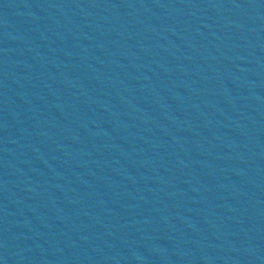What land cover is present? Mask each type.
<instances>
[{
  "label": "water",
  "instance_id": "1",
  "mask_svg": "<svg viewBox=\"0 0 264 264\" xmlns=\"http://www.w3.org/2000/svg\"><path fill=\"white\" fill-rule=\"evenodd\" d=\"M214 264H264V129Z\"/></svg>",
  "mask_w": 264,
  "mask_h": 264
}]
</instances>
